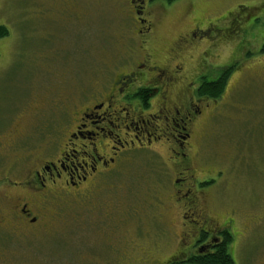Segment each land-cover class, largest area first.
<instances>
[{"label":"rangeland","instance_id":"374dc122","mask_svg":"<svg viewBox=\"0 0 264 264\" xmlns=\"http://www.w3.org/2000/svg\"><path fill=\"white\" fill-rule=\"evenodd\" d=\"M83 1L66 11L61 0H0V23L10 34L0 40L7 38L0 43V177L19 181L21 169L59 155L65 139L59 142L58 132L77 118L72 108L112 78L107 66L122 54L126 14L118 0ZM152 11L158 57L177 35L199 29L203 41L176 58L187 73L204 71L198 55L204 45L209 75L235 65L199 146V164L215 181L208 204L231 220L234 263L264 264V0H177ZM133 157L117 182L125 189L120 215L109 209L108 195L95 197L108 205L100 213L55 200L43 228L2 234L0 264H167L185 256L175 210L156 198L173 189L172 171L163 165L167 175L159 183L161 162H151L148 153ZM133 212L138 216L131 219Z\"/></svg>","mask_w":264,"mask_h":264},{"label":"flooded vegetation","instance_id":"af4514ba","mask_svg":"<svg viewBox=\"0 0 264 264\" xmlns=\"http://www.w3.org/2000/svg\"><path fill=\"white\" fill-rule=\"evenodd\" d=\"M78 1L84 2L61 3L64 10L70 11ZM118 3L130 26L125 34L130 48L124 47L115 63L107 66L111 80L85 94V102L72 108L77 118L72 127H61L58 132L59 142L65 139L58 145L63 149L59 155L35 160L30 169H21L19 181L8 178L6 172L0 177V239L7 229L43 228L45 209L55 200H63L62 204L75 202L86 213H100L108 205L98 204L95 197L108 195L109 209L120 215L118 199L125 195V189L117 182L127 174L135 153H148L151 162H161L159 176L167 175L166 166L172 171L173 189L166 197L156 198L175 210L180 251H213L229 237L231 220L208 204V187L215 181L209 178L211 172L199 164L198 149L225 91L218 99L198 94L202 79L215 78L206 73V62L201 59L207 58L205 45L198 53L204 71L190 75L182 62L176 61L184 48L195 40L202 42L205 32L196 29L198 35L190 31L177 35L158 57L153 49L155 3ZM130 195L131 190L126 197ZM149 207L156 213L155 205ZM137 212L131 219L138 216ZM162 214H158V221L167 227ZM130 226L136 233L137 226Z\"/></svg>","mask_w":264,"mask_h":264},{"label":"trees","instance_id":"16d2710c","mask_svg":"<svg viewBox=\"0 0 264 264\" xmlns=\"http://www.w3.org/2000/svg\"><path fill=\"white\" fill-rule=\"evenodd\" d=\"M177 0H150L151 3H155V6L157 5H171L172 3L176 2ZM4 24L0 23V40L9 37L10 34H8V28ZM130 26H127V29L125 30V34L129 31ZM124 34V39H125V44L123 48L125 47L124 50H127L130 48L129 44L126 41ZM7 38L3 40L2 44L6 45L7 43ZM260 53L264 55V42L262 43L260 47ZM235 65H231L227 68H224L221 70V72L217 73L215 78H208V79H202V82L200 83V87L198 90V94L201 96H208L211 98H219L221 94L224 92V88L226 85V82L233 70ZM207 70V69H206ZM212 81V82H210ZM145 95L147 93H144ZM231 242V236L227 238V240H224V242L219 243L213 251H204L202 253H196V254H191L188 256L185 260H182L181 262H169L168 264H235L232 256L229 253V244Z\"/></svg>","mask_w":264,"mask_h":264}]
</instances>
